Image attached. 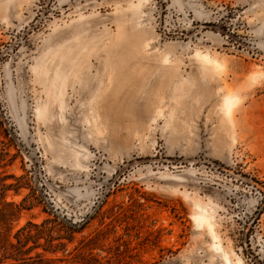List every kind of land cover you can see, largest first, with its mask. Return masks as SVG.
Masks as SVG:
<instances>
[{"label": "rangeland", "instance_id": "rangeland-1", "mask_svg": "<svg viewBox=\"0 0 264 264\" xmlns=\"http://www.w3.org/2000/svg\"><path fill=\"white\" fill-rule=\"evenodd\" d=\"M23 229L0 264H264V0H0V237Z\"/></svg>", "mask_w": 264, "mask_h": 264}, {"label": "trees", "instance_id": "trees-1", "mask_svg": "<svg viewBox=\"0 0 264 264\" xmlns=\"http://www.w3.org/2000/svg\"><path fill=\"white\" fill-rule=\"evenodd\" d=\"M32 226L35 227H39V225L37 224H33L30 223ZM24 230L23 229V233H19V238H18V242L17 243H13L10 241L5 240L4 238L0 237V250H3L4 253L9 254V255H15V257L21 256L22 254H25L26 252H28L31 248H27L24 250V247L26 245V241L32 239V235L31 232L28 231L24 234ZM24 234V236H23ZM41 255H38V257H40ZM57 259L52 258L51 261H46L47 263L50 264V262H55ZM92 260H96L94 257H92Z\"/></svg>", "mask_w": 264, "mask_h": 264}, {"label": "bare ground", "instance_id": "bare-ground-1", "mask_svg": "<svg viewBox=\"0 0 264 264\" xmlns=\"http://www.w3.org/2000/svg\"><path fill=\"white\" fill-rule=\"evenodd\" d=\"M198 55H201V57L203 58V60L207 63H210L212 65H214L216 68H221L222 67V63L220 62V60H218L216 57H213L212 55H210L209 53H201L198 52ZM204 62V63H205ZM225 64V63H224ZM238 102V97L232 93V92H228L226 95H224V99H223V104H222V108L224 109V111L230 115L234 105ZM159 112V111H158ZM201 211V210H200ZM199 217H201L202 220H204V222H208L209 218L206 214L201 213L199 215ZM203 222V221H202ZM201 222V223H202ZM212 225V224H211ZM207 226V225H206ZM214 226V225H213ZM213 230V229H212ZM215 239V238H214ZM219 242V241H218ZM215 247L217 249H219V251H221V245L216 244ZM215 250V249H214ZM224 253H226L224 251ZM227 256V255H226Z\"/></svg>", "mask_w": 264, "mask_h": 264}]
</instances>
